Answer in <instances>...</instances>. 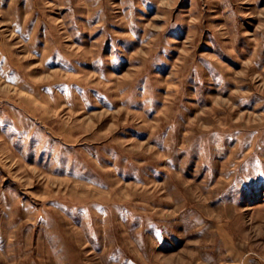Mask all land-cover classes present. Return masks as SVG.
Listing matches in <instances>:
<instances>
[{"label": "rangeland", "instance_id": "rangeland-1", "mask_svg": "<svg viewBox=\"0 0 264 264\" xmlns=\"http://www.w3.org/2000/svg\"><path fill=\"white\" fill-rule=\"evenodd\" d=\"M0 264H264V0H0Z\"/></svg>", "mask_w": 264, "mask_h": 264}]
</instances>
